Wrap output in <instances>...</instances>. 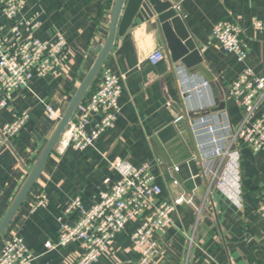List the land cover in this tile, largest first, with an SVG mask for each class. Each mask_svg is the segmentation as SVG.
<instances>
[{
    "label": "crops",
    "instance_id": "1",
    "mask_svg": "<svg viewBox=\"0 0 264 264\" xmlns=\"http://www.w3.org/2000/svg\"><path fill=\"white\" fill-rule=\"evenodd\" d=\"M168 1L173 6L181 4L183 23L203 64L223 87L247 66L264 77V33L249 28L252 18L264 19V0ZM113 3L114 0L26 1L22 15L39 13L41 25L35 34L49 38L55 31L62 32L68 43V57L63 73L56 77L35 76L29 89L13 93L10 108L0 110V125L16 113L28 112L21 131L7 139L0 152V220L59 123L72 91L94 63L95 42L104 41ZM221 20L242 28V41L248 49L244 61L224 50L211 33L213 25ZM155 49L165 51L153 18L135 20L123 36L116 38L102 65L119 77L120 110L115 121L93 146L53 150L29 196L0 237V247L3 239L14 234L34 255L32 264H73L81 252L78 241L48 251L45 243L56 238L58 216L71 200L81 198L88 208L114 184L119 173L109 161L121 158L134 166L149 161L163 199L182 193L193 198L192 204L182 202L176 206L170 226L154 233L159 252L150 264H264V220L256 213L264 194V152L239 144L241 204L220 188L213 190L203 204L206 180L202 161L192 158L193 143L179 133L180 126L173 123V118L180 104L179 88L205 78L180 63L174 64L172 70L167 55L151 63L147 55ZM217 95V87L210 84L190 101L194 106L211 104L194 114L198 121L210 123L219 117V110L214 109ZM226 101L227 118L236 124L241 119L237 103L232 98ZM44 103L56 110L57 121L47 117ZM40 189L46 191L48 203L32 211V197ZM72 218L66 217L69 222ZM133 228L134 225L118 233L112 254L101 256L93 264H136L139 256L130 239ZM193 230L195 241L189 247L188 236Z\"/></svg>",
    "mask_w": 264,
    "mask_h": 264
},
{
    "label": "built area",
    "instance_id": "2",
    "mask_svg": "<svg viewBox=\"0 0 264 264\" xmlns=\"http://www.w3.org/2000/svg\"><path fill=\"white\" fill-rule=\"evenodd\" d=\"M26 1L0 0V110L10 108L13 93L29 89L35 76L51 74L56 77L63 73L68 57V43L62 32L55 31L49 38L35 34L41 25L39 13L22 15ZM172 8L181 17V4L177 3ZM249 28L264 33V19L252 18ZM211 33L224 50L235 54L238 61H244L248 49L242 41L244 32L240 26L221 20L213 25ZM165 56V51L155 49L148 53L147 58L154 64ZM209 85L207 80L202 79L189 87L179 88L182 110L173 118V123L180 126L179 133L193 143L192 158L202 161V173L206 180L202 203L205 204L213 190L220 188L241 204L239 144H244L252 151L264 152V77L256 75L247 66L234 79L225 83V107L226 100L232 98L241 113V119L236 124L227 118L225 108L219 110V117H214L215 121L210 123L189 116V113L205 109V105L206 108L211 106L210 102L195 106L190 102ZM93 87L78 102L55 147L58 151L93 146L100 134L115 121L120 110L119 77L108 67L101 66ZM44 105L47 117L57 121L59 116L56 110L47 103ZM27 117L28 112L22 111L0 125V152L7 139L18 135ZM109 164L119 173V178L102 191L100 198L88 208L83 206L81 198L71 200L58 216L56 238L47 240L45 248L47 251L64 248L78 241L81 252L73 264H93L101 256L111 255L115 236L134 225L130 239L139 256L136 264H150L159 252L154 233L170 226L176 206L182 202L192 204L193 198L182 193L172 199H163L161 187L156 184L155 175L150 171L149 161L134 166L127 159L117 158L109 161ZM173 169L177 170V167ZM173 184H176V180H173ZM32 198V211L48 203L45 190L40 189ZM258 202L256 213L264 220V194ZM201 211L200 206L197 219ZM67 216H73L71 222L66 219ZM194 236L195 230L188 236L189 247L195 241ZM2 242L0 264H32L34 255L21 237L13 234Z\"/></svg>",
    "mask_w": 264,
    "mask_h": 264
},
{
    "label": "water",
    "instance_id": "3",
    "mask_svg": "<svg viewBox=\"0 0 264 264\" xmlns=\"http://www.w3.org/2000/svg\"><path fill=\"white\" fill-rule=\"evenodd\" d=\"M172 7V3L168 0H114L104 41L101 44L95 42L93 51L97 54V57L84 79L77 86V89L72 91V96L68 100V106L58 120L59 123L38 155L39 157L36 162L28 171V176L13 198L8 210L1 218L0 237L8 228L19 207L29 196L30 190L41 175V171L50 157L49 155L55 149L60 140L59 138L72 118L78 102L82 100L90 89L100 67L109 55L116 38L123 36L135 20L155 19L158 34H160L171 68L174 64L180 63L188 70L197 71L209 84L215 85L218 89L217 105L214 109L221 110L225 108L224 88L222 84L214 78L211 71L203 64L196 43L190 36V33L187 32L182 17L176 14ZM179 102L180 104L176 106L178 112L182 110L180 99ZM194 114L189 113V116L194 117Z\"/></svg>",
    "mask_w": 264,
    "mask_h": 264
},
{
    "label": "trees",
    "instance_id": "4",
    "mask_svg": "<svg viewBox=\"0 0 264 264\" xmlns=\"http://www.w3.org/2000/svg\"><path fill=\"white\" fill-rule=\"evenodd\" d=\"M97 76H98V74H97ZM97 76L95 77V79H94L93 83H92V84H91V86H90V87H91V89H92V88H94L93 86H94V84H95V81H96V79H97ZM89 91H90V90H89ZM89 91H88V92H89ZM88 92H87V93H88ZM85 96H86V95H85Z\"/></svg>",
    "mask_w": 264,
    "mask_h": 264
}]
</instances>
